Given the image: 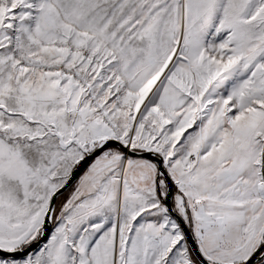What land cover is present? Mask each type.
Returning <instances> with one entry per match:
<instances>
[{"label": "snow or ice", "instance_id": "snow-or-ice-1", "mask_svg": "<svg viewBox=\"0 0 264 264\" xmlns=\"http://www.w3.org/2000/svg\"><path fill=\"white\" fill-rule=\"evenodd\" d=\"M0 264H264V0H0Z\"/></svg>", "mask_w": 264, "mask_h": 264}, {"label": "rangeland", "instance_id": "rangeland-1", "mask_svg": "<svg viewBox=\"0 0 264 264\" xmlns=\"http://www.w3.org/2000/svg\"><path fill=\"white\" fill-rule=\"evenodd\" d=\"M68 195V192H66L65 194H64V196H67Z\"/></svg>", "mask_w": 264, "mask_h": 264}, {"label": "water", "instance_id": "water-1", "mask_svg": "<svg viewBox=\"0 0 264 264\" xmlns=\"http://www.w3.org/2000/svg\"><path fill=\"white\" fill-rule=\"evenodd\" d=\"M66 192H67V191H66ZM66 192H65V193H66ZM65 193H64V194H65Z\"/></svg>", "mask_w": 264, "mask_h": 264}]
</instances>
